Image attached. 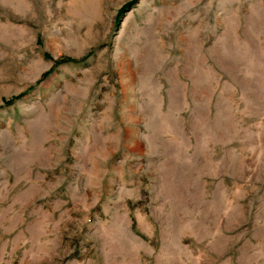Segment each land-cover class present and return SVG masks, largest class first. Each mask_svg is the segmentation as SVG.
I'll use <instances>...</instances> for the list:
<instances>
[{
  "label": "rangeland",
  "instance_id": "rangeland-1",
  "mask_svg": "<svg viewBox=\"0 0 264 264\" xmlns=\"http://www.w3.org/2000/svg\"><path fill=\"white\" fill-rule=\"evenodd\" d=\"M0 264H264V0H0Z\"/></svg>",
  "mask_w": 264,
  "mask_h": 264
}]
</instances>
